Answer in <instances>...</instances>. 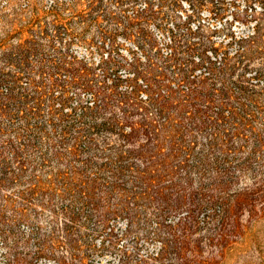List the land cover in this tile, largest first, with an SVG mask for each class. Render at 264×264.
<instances>
[{"label":"rangeland","instance_id":"rangeland-1","mask_svg":"<svg viewBox=\"0 0 264 264\" xmlns=\"http://www.w3.org/2000/svg\"><path fill=\"white\" fill-rule=\"evenodd\" d=\"M0 264H264V0H0Z\"/></svg>","mask_w":264,"mask_h":264},{"label":"trees","instance_id":"trees-1","mask_svg":"<svg viewBox=\"0 0 264 264\" xmlns=\"http://www.w3.org/2000/svg\"><path fill=\"white\" fill-rule=\"evenodd\" d=\"M220 45H221V47H226V44H223V41L220 43ZM59 87H62V88H64L65 89V86H64V84H59Z\"/></svg>","mask_w":264,"mask_h":264}]
</instances>
